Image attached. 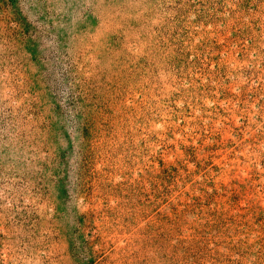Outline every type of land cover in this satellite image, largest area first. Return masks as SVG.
I'll return each instance as SVG.
<instances>
[{
	"label": "rangeland",
	"instance_id": "obj_1",
	"mask_svg": "<svg viewBox=\"0 0 264 264\" xmlns=\"http://www.w3.org/2000/svg\"><path fill=\"white\" fill-rule=\"evenodd\" d=\"M0 264H264V0H0Z\"/></svg>",
	"mask_w": 264,
	"mask_h": 264
}]
</instances>
